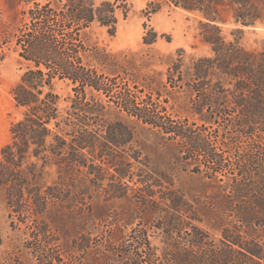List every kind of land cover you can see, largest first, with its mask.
Here are the masks:
<instances>
[{
  "label": "trees",
  "instance_id": "trees-1",
  "mask_svg": "<svg viewBox=\"0 0 264 264\" xmlns=\"http://www.w3.org/2000/svg\"><path fill=\"white\" fill-rule=\"evenodd\" d=\"M162 1L196 15L200 40L210 48L188 59L178 49L171 59L166 93L175 103L184 93L177 110L169 105L172 112L152 76H143L138 88L135 78L121 77L120 53L89 42L94 25L115 34L117 0H2L0 75L9 51L23 72L11 88L22 115L0 148V196L11 225L24 223L29 235L26 251L9 264H264V43L257 50L241 43L243 26L264 25V0ZM148 6L156 12L161 4ZM224 23L238 25L231 40L222 35ZM156 40L152 28L142 38L146 45ZM59 82L70 86L67 96L57 91ZM100 126L107 133H99ZM136 126L175 149L167 172L140 179L145 192L140 189L137 210L122 211L151 214L162 246H154L142 226L115 237L75 223L66 229L70 235L60 236L43 215L51 204L76 198V173L87 177L105 166L122 177L130 170L112 153L98 164L86 152L100 137L112 145L129 143ZM174 170L201 185L175 187ZM79 213L96 212L86 205ZM93 233L101 235L98 242Z\"/></svg>",
  "mask_w": 264,
  "mask_h": 264
},
{
  "label": "rangeland",
  "instance_id": "rangeland-1",
  "mask_svg": "<svg viewBox=\"0 0 264 264\" xmlns=\"http://www.w3.org/2000/svg\"><path fill=\"white\" fill-rule=\"evenodd\" d=\"M117 1L119 7L116 10L115 34L110 35L105 27L94 25L89 33V42L103 47L109 52L120 53L124 66L121 77L124 79L135 78L138 88L142 87L143 76H152L154 85L163 91V97L169 99V102L165 103L168 106V111H174L169 107L171 104H175L177 110L179 103L184 100V93H177L176 103L167 95L164 84L169 90L170 86L166 83V71L178 49L185 50L186 59L189 56L209 54V46L200 40L199 18L181 8L169 6L162 0H153L161 4L156 12H150L151 7L148 6V3L152 0ZM2 8L3 4L0 0V10ZM5 17L0 15V19ZM220 26L222 35L227 40L233 39L231 31L238 25L224 23ZM150 28L157 33V40L151 45H146L142 42V38ZM242 28V45L249 50L260 49L264 43V25L243 26ZM22 72L23 65L18 55L14 51H9L1 63L0 148L10 142L11 123L22 115V109L15 105L11 94V88L18 81ZM56 89L63 97L70 92V86L63 82L57 83ZM105 127L100 126L97 131L103 134L107 133L108 128ZM95 144L94 151L86 152V155L95 163L99 164V157L105 158L108 157V153H112L115 155L117 163L122 159L127 160L129 172L121 177L113 168L95 166L93 172L89 173L87 177L81 172L76 173L71 186L72 196L76 198L69 199L67 203L51 204L43 218L62 237L70 235L71 230L68 232L66 229H73L75 223H86L85 229L94 225L95 230L93 231L99 228L106 233H113L112 235L115 237L129 235L133 232V228L142 226L148 229L151 243L160 248L162 235L159 230L153 227L156 222L151 214L128 216L122 211L137 210L140 205L138 195L143 187L140 179L147 174L154 175L155 178L157 175L153 171L167 172L171 165L174 146L165 144L152 131L141 126H136L135 138L127 144L112 145L107 142V139L101 137L95 139ZM172 175L175 187L181 186L184 189L197 187L198 189L201 185L199 178L190 177L186 172L174 170ZM53 177H57V174L53 173ZM154 181L155 179L151 178L148 182L157 191L158 186L153 184ZM142 192L145 191L142 190ZM86 205L93 206L96 213L91 216L81 215L79 212L85 210ZM100 209L102 211L107 209V213H98ZM114 210L118 213L114 214ZM10 221L8 207L0 196V236L2 238L0 257L4 264H9L14 259L17 261V253L26 251L25 245H27L29 237L28 228L24 223L19 222L13 227ZM98 234L91 235L92 242H98L101 237Z\"/></svg>",
  "mask_w": 264,
  "mask_h": 264
}]
</instances>
